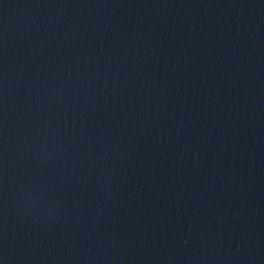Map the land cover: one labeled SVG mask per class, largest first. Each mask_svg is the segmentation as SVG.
Listing matches in <instances>:
<instances>
[{"label": "water", "instance_id": "water-1", "mask_svg": "<svg viewBox=\"0 0 264 264\" xmlns=\"http://www.w3.org/2000/svg\"><path fill=\"white\" fill-rule=\"evenodd\" d=\"M264 138V0H0V264H237Z\"/></svg>", "mask_w": 264, "mask_h": 264}]
</instances>
